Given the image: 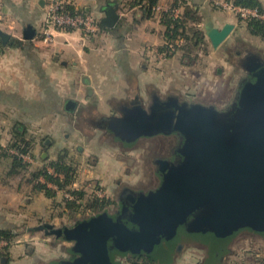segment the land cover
Instances as JSON below:
<instances>
[{"label": "crops", "instance_id": "1", "mask_svg": "<svg viewBox=\"0 0 264 264\" xmlns=\"http://www.w3.org/2000/svg\"><path fill=\"white\" fill-rule=\"evenodd\" d=\"M63 1L66 10L97 18L99 31L85 37L80 31L55 30L53 43L47 45L41 38L47 15L43 0H0V31L10 37L0 45V148L8 151L18 130L33 140L31 169L46 167L55 174L49 162L65 150L68 165L76 171L71 189L97 198L92 189L95 185L104 191L105 198H111L116 187L135 192L132 173L123 174V161L109 153L110 146L102 141L109 124L106 120L120 117L121 107L129 105L131 99L147 105L154 87L166 89V83L170 84L166 76H176L186 68L184 54L178 51L165 62L157 59L155 50L165 44L162 17L147 18L135 0ZM158 1L166 9L181 4L183 14L187 9L195 10L201 20L190 26L205 35L208 20L216 28L229 23L237 26L232 12L217 10L216 4L226 0ZM109 5L120 15L113 28L101 24ZM29 26L35 35L25 40ZM78 143L84 149L75 145ZM10 167L11 159L0 157V231L12 230L15 235L10 245L0 247V264L72 262L74 242L52 233L59 229L54 220L69 216L68 209L54 214V201L63 192L48 182V188L55 192L50 198L20 179L15 181L20 176L11 179ZM39 181L46 183L44 177ZM53 236L57 240L48 244ZM221 254L217 251L211 257L217 261ZM121 258L128 263L127 257Z\"/></svg>", "mask_w": 264, "mask_h": 264}, {"label": "water", "instance_id": "2", "mask_svg": "<svg viewBox=\"0 0 264 264\" xmlns=\"http://www.w3.org/2000/svg\"><path fill=\"white\" fill-rule=\"evenodd\" d=\"M119 20L117 8L109 5L101 24L113 28ZM235 29L230 23L222 28L211 20L206 23V35L214 48L225 43ZM2 35L5 41L10 38ZM34 35L29 26L24 39ZM256 62V81L243 86L233 118L213 107L192 106L177 98L168 104L155 101L150 108L137 98L134 106L132 101L121 107L120 117L106 120L129 142L169 130L180 131L188 139L179 151L177 165L164 161L167 170H163L161 185L148 194L132 193L121 215L104 212L73 227L59 228L58 234L52 231L74 242L72 250L80 254L60 264H120L115 254L167 262L170 252L162 241L176 245L178 229L186 223L192 237L209 244L211 255L225 252L242 229L264 234V62ZM190 216L195 217L191 222Z\"/></svg>", "mask_w": 264, "mask_h": 264}, {"label": "rangeland", "instance_id": "3", "mask_svg": "<svg viewBox=\"0 0 264 264\" xmlns=\"http://www.w3.org/2000/svg\"><path fill=\"white\" fill-rule=\"evenodd\" d=\"M226 1H221L219 4ZM261 2L264 4V0ZM219 4H216L219 6L217 10L227 11ZM232 14L235 15L237 26L228 40L215 51L209 39L205 37V41L198 48H194L190 55H185L182 59L186 68H183V71L177 73L176 76H166L170 82V84L166 83L168 85L166 89L154 87L155 101L165 104L171 95L179 99L180 102H187L189 105L213 107L223 115L231 110L230 107L233 104H237L244 81L248 80L250 76L249 71L244 67V62L248 56L264 62V38L251 35L245 21L238 14L234 12ZM182 45L185 46V43ZM104 133L102 141L110 146L107 148L109 153L115 154L117 160L123 161V174L128 171L132 173V181L136 183L133 186L135 192H132L137 195L148 194L161 185L163 174L159 171L157 160L161 159L172 163L175 156L177 159H181L180 149L178 151L175 149L170 153L168 151L169 145H172L169 142L171 141L169 134L140 137L129 142L114 129L107 128ZM75 145L84 149V145L81 143ZM108 156L111 157V154ZM19 179H15V181ZM121 189L129 190L130 188L119 189L116 187L115 191L109 195L112 204L107 206L106 210L79 214H71L68 210L69 216H62L54 220L55 227H73L81 221L89 220L104 212L119 216L120 210L117 207L122 203L119 197L125 192L120 194ZM65 198V195L56 198L54 202L57 210L54 214L60 215L64 209H67L63 203ZM190 237L192 236L181 235V240L179 239L180 241L172 247L169 246L166 239H163V247L170 252L171 257L167 262L153 260L152 264H217V261L211 257L209 244L195 238L189 241ZM38 238H40L39 235ZM50 239L48 244L57 240L54 236ZM114 257L119 261L121 257L127 256L118 255L117 259L115 254ZM119 262L127 264L124 258H121ZM219 264H264V234L250 229L240 230L226 245V251L222 252Z\"/></svg>", "mask_w": 264, "mask_h": 264}, {"label": "trees", "instance_id": "4", "mask_svg": "<svg viewBox=\"0 0 264 264\" xmlns=\"http://www.w3.org/2000/svg\"><path fill=\"white\" fill-rule=\"evenodd\" d=\"M136 4L141 8L144 15L147 18L154 17L153 7L159 4L158 0H135ZM233 3L237 6L244 8L256 9L261 14H264V4L261 0H233ZM182 7L181 4L176 3L172 8ZM70 13L75 14L74 11ZM162 23L165 26V32L163 34L165 44L158 48L160 52L167 53L168 57H172L178 51H181L184 55H190L193 52L194 48H198L199 44L205 41V32L195 28V26H190L192 23L199 22L200 17H196L195 10L187 9L181 18L173 19L170 15V12H163L161 14ZM248 31L251 35L259 38H264V22L251 18L245 21ZM99 27H101L99 23ZM0 31V45L3 46L5 38ZM185 43V46L182 44ZM0 157L10 158L11 167L9 171V177L18 178L21 177V181L24 184L32 185L36 191H43L50 198L55 196V192L48 188L47 183L51 182L58 187V189L64 193L72 194L75 199L71 200L68 198L64 199L66 208L70 210L71 214L77 213H87L95 212L97 210H104L107 206L112 204L110 198H97V197H87L86 193L81 190H74L70 187L75 181L76 171L72 166L68 165V152L62 151L58 155V159L55 161L49 162L55 170V174L48 172L46 167H40L38 169H31V164L27 161H24L18 154H12L9 152V149L14 150L15 152L23 155H29L31 158H34V146L33 140L27 139L20 131H14V138L12 140L9 149L0 148ZM29 174V175H28ZM29 177H28V176ZM59 175H63L61 178ZM40 177H44L46 183L39 181ZM81 202L78 203V202ZM54 233L58 234L59 230H53ZM15 237L12 230H1L0 231V240H5L11 242ZM6 248V246L4 247ZM153 260H150L146 256H134L129 259L127 264H152Z\"/></svg>", "mask_w": 264, "mask_h": 264}, {"label": "built area", "instance_id": "5", "mask_svg": "<svg viewBox=\"0 0 264 264\" xmlns=\"http://www.w3.org/2000/svg\"><path fill=\"white\" fill-rule=\"evenodd\" d=\"M46 4L47 15L44 21L42 31V41L51 45L54 41V31H80L85 37H91L99 31V21L93 15L86 14H72L66 10V4L63 0H43ZM223 9L238 14L243 21H247L251 18H256L264 22V14H261L256 9L244 8L235 5L233 2L226 1L223 4H219ZM154 16H161L163 12H170L173 19L181 18L183 12L181 7L177 8H163L160 4L153 7ZM1 50V46H0ZM154 54L161 62L168 60V55L165 52H160L156 49ZM12 154H18L24 161L33 163V158L29 155H23L11 150ZM93 192L99 197H105L104 191L96 185L92 188ZM66 198L74 200L75 197L70 193H64ZM12 242L0 240V247L10 245Z\"/></svg>", "mask_w": 264, "mask_h": 264}, {"label": "flooded vegetation", "instance_id": "6", "mask_svg": "<svg viewBox=\"0 0 264 264\" xmlns=\"http://www.w3.org/2000/svg\"><path fill=\"white\" fill-rule=\"evenodd\" d=\"M257 59H254V58H252L251 56H248L247 58H246V60H245V62H244V67H246L247 68V70L249 71V74H250V76H249V78H248V80H246V81H244V85L245 84H247V83H255V81H256V76H254V69H256L257 68ZM153 93V92H152ZM153 95V94H152ZM177 100V99H176ZM176 100H174V97L173 96H171V95H169V97H168V99L166 100L167 101V103L166 104H168V103H170V102H174V101H176ZM133 101V106L136 104L135 102L137 101L136 100V98H134V99H131L130 100V102H132ZM177 102V101H176ZM154 103H156L155 102V100L153 101V99L151 98V96H150V102L147 104V105H145V104H143V106L144 107H146V108H150V105L151 104H154ZM234 103H236V102H234ZM236 104H233L231 107H230V111L227 113V114H224V116H226V117H230V118H233V113L232 112H234L233 111V109H234V107H236L235 106ZM193 106V105H192ZM157 110V109H156ZM152 111V110H151ZM150 111V112H151ZM179 113V112H178ZM153 122V120L150 122V123H147V128L149 127L148 125H150L151 123ZM111 127V124L109 123L108 124V127L107 128H110ZM106 128V129H107ZM111 129V128H110ZM123 130H126V129H123ZM127 131V130H126ZM166 134H169L170 136H171V138H170V140L171 141H169L170 142V144H172V145H169V148H168V151H169V153L170 152H173L175 149V151H178L179 149L181 150L182 148H183V146H184V144H185V142L187 141V139H188V137L186 136V135H184L183 133H181L180 131H177V130H169V131H164ZM160 133V134H164V135H166L165 133ZM177 146H179L178 148H176ZM164 161H166V160H161V159H159V160H157V162H158V166H159V171H160V173L161 174H163L164 173V171H166L167 169L165 168L166 167V165L164 164ZM173 162V164L175 163L176 165L181 161V159L180 158H178L177 159V157L175 156L174 158H173V160H172ZM166 162H168V161H166ZM172 163H170V164H172ZM164 170V171H163ZM123 191H125V192H123ZM123 192V193H122ZM122 193V194H121ZM133 192L132 191H130V190H126V189H124V190H122L121 192H120V194H121V196L119 197L120 198V201L122 202V203H120L121 205L120 206H118L117 208L120 210V214L119 215H121V213L124 211V209H125V207L129 204V201H130V196H131V194H132ZM118 210V211H119ZM195 217L194 216H190L189 218H188V221H192L193 219H194ZM187 229H188V223H186V224H183V225H181L180 227H179V229H178V234H180V236L181 235H183L184 234V237H186V236H189L190 235V233L187 231ZM75 253V256L73 257V261L76 259V258H78L79 257V253L78 252H74ZM147 257V256H146ZM130 258H132V256H127V258L126 259H130ZM128 261V260H127ZM217 264H219V258H217Z\"/></svg>", "mask_w": 264, "mask_h": 264}]
</instances>
